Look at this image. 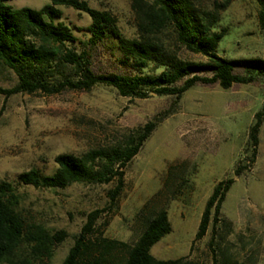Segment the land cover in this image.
I'll list each match as a JSON object with an SVG mask.
<instances>
[{"label":"rangeland","instance_id":"1","mask_svg":"<svg viewBox=\"0 0 264 264\" xmlns=\"http://www.w3.org/2000/svg\"><path fill=\"white\" fill-rule=\"evenodd\" d=\"M93 8L110 11L123 34L133 38L138 17L133 0H87ZM213 10L223 0H194ZM49 0H14V9L39 10ZM61 21L71 26L82 42L88 36L79 29L91 25L89 15L61 7ZM259 6L254 0H233L216 31L228 28L218 54L228 60H263L264 32L259 25ZM84 48V45H80ZM110 43L93 52L92 68L98 74H134ZM181 58L206 61L176 47ZM14 73L0 77V85L17 84ZM170 97L130 99L116 90L98 86L92 92L68 91L54 96L19 94L0 96V183L18 181L21 173L39 169L53 175L56 157L85 154L124 144L128 137L166 112ZM264 108V79L254 84L197 85L182 97L173 113L164 119L145 142L125 171L124 187L114 179L106 184H73L64 190H42L18 185L25 215L50 231L65 230L67 239L44 264H62L75 237L91 213L104 211L95 225L94 237L133 245L144 228L145 216L166 209L172 232L151 250L157 260L184 259V264H264V122L255 163L235 175L237 166L252 158L249 132ZM234 180L214 233L212 224L199 241L196 236L207 202L216 186ZM122 258V254H116Z\"/></svg>","mask_w":264,"mask_h":264},{"label":"trees","instance_id":"2","mask_svg":"<svg viewBox=\"0 0 264 264\" xmlns=\"http://www.w3.org/2000/svg\"><path fill=\"white\" fill-rule=\"evenodd\" d=\"M10 1L14 0H0V77L14 73L18 81L11 88L0 85V96L5 100L19 94L90 93L104 86L113 88L124 98L145 100L156 94L173 101L166 112L128 137L124 144L81 157L62 154L55 159L58 168L53 175L31 169L21 173L16 183L1 182L0 264H44L54 258L56 247L68 237L65 230L50 231L25 215L17 184L64 190L77 183L106 184L117 179L118 187L112 194L115 201L124 187L126 169L189 89L197 85H219L228 90L234 85H249L264 79L263 60H228L218 54L228 28L216 29L222 12L233 0L218 2L213 10L200 8L194 0H133L132 8L138 17L133 38L123 34L113 13L93 8L87 0H49L39 10L14 9L8 4ZM254 1L259 6V25L264 32V0ZM61 7L90 16L91 25L79 29L88 36L86 42L80 41L74 29L61 21L64 15ZM109 43V49L117 50L120 60L132 66L134 74H98L93 70V52ZM176 47L206 61L181 58ZM252 67L257 69L256 73ZM4 110L5 106L0 110V121ZM255 118L249 132L252 158L236 167V176L255 163L264 108ZM233 184L234 180L229 179L216 186L202 215L196 241L207 235L211 224L215 233ZM147 209L145 206L141 212L144 228L132 246L102 236L95 238V225L104 211L91 213L62 264H184V259L162 261L152 256V248L172 232V225L166 209L145 216ZM213 264L218 263L215 260Z\"/></svg>","mask_w":264,"mask_h":264},{"label":"water","instance_id":"3","mask_svg":"<svg viewBox=\"0 0 264 264\" xmlns=\"http://www.w3.org/2000/svg\"><path fill=\"white\" fill-rule=\"evenodd\" d=\"M252 70H253L254 73L257 72V69L255 67H252ZM154 95L156 96V94H154Z\"/></svg>","mask_w":264,"mask_h":264}]
</instances>
